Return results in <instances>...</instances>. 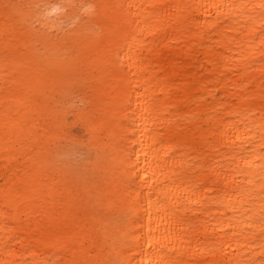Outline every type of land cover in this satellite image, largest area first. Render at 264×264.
<instances>
[{
	"label": "bare ground",
	"instance_id": "1",
	"mask_svg": "<svg viewBox=\"0 0 264 264\" xmlns=\"http://www.w3.org/2000/svg\"><path fill=\"white\" fill-rule=\"evenodd\" d=\"M71 87L115 139L117 264H264V0H0V264H111Z\"/></svg>",
	"mask_w": 264,
	"mask_h": 264
},
{
	"label": "rangeland",
	"instance_id": "2",
	"mask_svg": "<svg viewBox=\"0 0 264 264\" xmlns=\"http://www.w3.org/2000/svg\"><path fill=\"white\" fill-rule=\"evenodd\" d=\"M70 91L75 97L72 101L63 105L64 118L69 130V143L66 145L65 161L72 167L69 171L78 177L82 194L93 208V212H97L93 216L97 233L106 243V249L110 252L111 264H117L118 255L121 253V245H118L117 236L126 233V229H123L124 225L118 230L117 224L127 212V209L116 206V197L107 193V189H105L112 177H116L115 165L117 162L113 158L115 149H111L114 146L115 139L114 137L110 139V147L100 145L98 141L101 135L96 134L94 131L96 115L89 113L90 105L83 100V95L87 90H84L81 94V91L71 87ZM217 96L222 97L223 101L225 99L230 100L228 97H223V94L220 95V92H217ZM117 142L120 147L125 145V140L122 138L118 139ZM200 150L204 152V160H209L218 151H223V148H201ZM182 151L189 157L195 156L191 149H182ZM193 164H199V159H195ZM199 175V168L191 174H186V184L195 186L197 190L204 192L205 181H201ZM110 186L108 189H110ZM219 193L221 192L219 191ZM200 200L204 202L205 198ZM202 240L199 237V242ZM208 247V245L199 246V249H201L199 254L202 255L204 250L209 249Z\"/></svg>",
	"mask_w": 264,
	"mask_h": 264
}]
</instances>
